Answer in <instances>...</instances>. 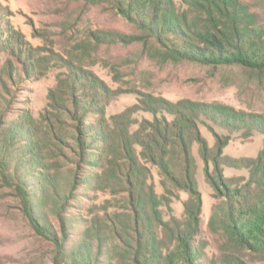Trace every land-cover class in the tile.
<instances>
[{
	"label": "rangeland",
	"instance_id": "374dc122",
	"mask_svg": "<svg viewBox=\"0 0 264 264\" xmlns=\"http://www.w3.org/2000/svg\"><path fill=\"white\" fill-rule=\"evenodd\" d=\"M239 1L264 23V0ZM153 9H164L163 18L198 14L192 0H0V264H63L59 248L81 245L85 233L102 245L100 264H134L135 197L146 209L140 223L166 253L189 229L191 195L200 203L193 238L202 264H231L233 257L264 264L229 238L225 216L227 194L254 201L264 184V167L246 161L263 152L264 131L190 114L211 159L220 138L227 141L222 157L245 161L221 158L216 172L193 142L189 169L172 151L181 160L172 167L175 180L158 147L161 122L175 115L163 107L183 100L264 116V71L172 58L158 43L160 32L141 26ZM54 180L65 196L71 183L77 186L61 216L49 198L46 215L39 213L40 225L57 238L43 233L29 209H36L43 183ZM255 213L264 220L263 211Z\"/></svg>",
	"mask_w": 264,
	"mask_h": 264
},
{
	"label": "trees",
	"instance_id": "16d2710c",
	"mask_svg": "<svg viewBox=\"0 0 264 264\" xmlns=\"http://www.w3.org/2000/svg\"><path fill=\"white\" fill-rule=\"evenodd\" d=\"M192 2H194L195 12L198 13L193 18L182 19L177 14H171V18H163L164 9L162 12L153 9L148 11L141 20V26L143 29L159 31L161 36L158 35V43L165 49L166 54L176 60L202 64L238 65L252 71H264V23L260 21L258 13L250 11L239 0H192ZM128 12L132 15L131 11ZM163 109L172 115L175 114L174 119L169 122L164 117L163 122H161L163 126L159 127V130L162 131H158L161 142L158 145L162 153L161 162L168 171L172 172L171 180H175V171L172 167L177 160H180L173 155L172 151L179 150L186 168L189 169L187 164L193 161L191 155L193 142L200 145L206 163L213 160L216 172L223 164V161H219L221 158H226L225 160L229 162L245 161V159L222 157V149L227 141H221L220 138L216 140L214 148L216 156L211 159L209 157L211 149L190 114L197 116L202 114L215 120H221V124L231 129L255 127L264 131V116L238 110L234 106L219 102L199 103L183 100L178 102L176 106L170 104L169 107H163ZM164 151L166 153H163ZM263 158L264 150L257 159L251 158L246 161L258 167H264ZM81 159L85 161L84 153L81 154ZM208 172L209 168L207 167V176ZM75 178L76 181L79 180L77 175ZM221 183L227 185V181L223 177H221ZM76 187L75 182L71 183L70 188L66 191L68 195L65 196V193L63 195L59 192L60 187L56 180L53 183L49 181L43 183L42 195L36 199V209L29 205L32 220H36V224L43 230V233H49L57 238L56 233L50 230L47 225H40V214L46 215L45 198L46 201L48 198L53 200L56 214L61 216L62 211L66 210L67 196H71L74 193L73 188ZM230 196L231 194H227L226 199L233 203H230L225 215L227 223H229L226 231L229 238L236 242L240 251L258 254L264 260V220L258 223L260 218L255 213V210L264 212V184L259 186V192L254 201L247 194L241 193L233 199ZM191 197L185 203L186 213L191 217L189 229L179 231L176 234V244L166 253L160 246L156 245V234L149 231L148 228L146 229L143 223H140L141 213L145 212L146 209L141 204L139 207V197L133 198L134 202L138 203L136 209L133 210L134 216L131 226L134 225V230L139 235L137 236L138 245L133 251L134 264H202L193 238L197 234L200 203L192 195ZM191 204L196 207L195 211L190 209ZM245 209L247 212L244 213L243 210ZM66 221L67 219H61L63 236L66 235ZM88 229L87 227L85 232H88ZM83 238L84 242L77 247L59 248L60 254L65 258L63 264H100L99 253L102 252V245L95 244L86 233ZM95 246L98 247V251L95 250ZM112 259L114 258L110 256L109 260L112 261ZM113 263L118 264L117 261ZM230 263L249 264L242 257H233Z\"/></svg>",
	"mask_w": 264,
	"mask_h": 264
}]
</instances>
